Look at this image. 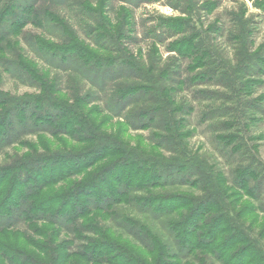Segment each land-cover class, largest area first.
Returning a JSON list of instances; mask_svg holds the SVG:
<instances>
[{
    "label": "trees",
    "instance_id": "obj_1",
    "mask_svg": "<svg viewBox=\"0 0 264 264\" xmlns=\"http://www.w3.org/2000/svg\"><path fill=\"white\" fill-rule=\"evenodd\" d=\"M109 1L0 0V72L34 91L0 90V154L25 149L0 160L1 264H186L202 255L218 264H264V248L235 210L247 200L246 211L264 214V165L244 141L248 125L264 116V96L253 98L264 85V50L240 76L227 74L195 36L187 0H164L186 18L159 20L150 36L168 42L173 55L164 64L152 47L144 68L124 45L136 38L130 9L157 0H118L128 8L117 10L114 23L102 17ZM255 6L264 13V0ZM243 13L229 14L232 45L246 37ZM216 25L210 32L220 35ZM158 62L157 75L150 71ZM204 85L231 95L194 90L214 105L201 118L236 160L225 175L183 145L193 107L184 97L176 102L177 93ZM113 121L147 132L142 144L150 149L104 130ZM29 135L60 146L30 147ZM257 139L263 136L250 140Z\"/></svg>",
    "mask_w": 264,
    "mask_h": 264
},
{
    "label": "rangeland",
    "instance_id": "obj_2",
    "mask_svg": "<svg viewBox=\"0 0 264 264\" xmlns=\"http://www.w3.org/2000/svg\"><path fill=\"white\" fill-rule=\"evenodd\" d=\"M259 1L260 0L185 1V6H188L191 12L190 25L196 30H193L195 36L198 40H201L204 44L210 47L212 55H214L216 61L225 65L224 70L227 74L232 71L237 72L236 75L240 76L241 74L239 72L241 68L245 66L248 59L251 60L252 58L253 61H256V59L262 57L259 55L264 50V48L261 49V46H264V13L255 6V4ZM181 6L184 5L181 4ZM121 7L128 8L126 5H122L118 0H110L109 6L105 8L104 13H102V17H106L105 19H107L111 23L118 21L119 13L117 10ZM178 7H180V4H178ZM205 7L208 8L205 9ZM130 10L133 11V21L136 27V38L129 43L127 42V44L124 43V45H127V49L131 53H133V56L136 55V53H139L136 60L138 59L140 61L141 67L147 68L149 66V63L151 61V54L149 51L150 49H152V47L156 49V55L159 56L162 59V62L165 64V61L168 59L167 57L173 55L166 50L167 46L165 45L168 42L154 44L155 38L150 36V33L155 32L156 30L160 31V28L157 26L159 20H180L186 17L181 15L180 12L175 11L170 6H168L164 0H157L151 3L143 2L140 3L138 7ZM242 11L244 12L242 16L244 18V25H247L246 27H244L246 37L241 41H238L237 44L233 43L232 45L228 42V40H226L227 32L229 31L228 29L230 27L229 14H238ZM240 22L241 21H238V28H242L243 26L242 22ZM71 23L73 25L76 22L74 20H71ZM214 23L217 24V28L220 27V31L222 30L220 32V35L216 34V32H210V27ZM75 28H77L78 33L81 36L78 27L76 26ZM26 29L29 32L41 33L40 29H35L31 26H28ZM156 35L159 34H153V36ZM21 45L23 47L25 46L24 43H21ZM25 49L29 58L36 60V57H34V55L26 48V46ZM37 62L40 66H45V64L41 61ZM163 63H161L162 65H159L158 62V64H156L154 68H151L150 72L158 75L159 70L164 67ZM228 79L229 76H227L224 80L223 87L225 88L228 87ZM244 81V78H239V83H242ZM233 86L236 87V83ZM214 87L221 86L204 85L200 86L199 88H189L190 90H186L184 94L177 93L176 102L178 101L177 97H184L185 100L189 101L191 103V106L193 107V113L187 119L188 128H186L187 130L183 131L187 134L190 132V135L188 134L189 136L185 137L183 140V145L185 146L187 151L191 154L192 157L198 158L199 160L212 167L214 172L222 171L223 175H225L228 173L229 167L231 165H234L236 160L235 158H229V156L227 155L225 156V153L220 150V147H218L213 138L214 133L210 125L208 126V119L203 120L201 118L202 114L214 108V105L207 100H203L197 94H194V90L206 88L208 91L216 90L221 94H226L228 96V90L220 88L214 89ZM166 89L169 93L168 87H166ZM0 90L2 92H7L11 95L16 96L34 93L31 88L22 84L17 79L10 78L3 73H1ZM229 96L231 95L229 94ZM259 96H264V85L260 86L257 89L255 94L253 95V98L258 99ZM222 101L223 100H218L215 103V106L223 104ZM262 108L264 109V105ZM257 117L259 118L260 122H257L254 126L248 125L249 130L244 136V141L246 142L247 147L251 149V151L254 147L253 149L254 151H257L259 161L264 165V116L262 118V116L257 115ZM104 130L113 131L115 133L118 132L117 134L120 135L119 139H121V141L130 143L131 147L135 148L141 144L144 149H150V146L148 147L147 144H142L147 135V132L145 131L125 129L117 121L111 122L109 126ZM261 135L263 136L262 140H250L251 137L256 138ZM24 142H26L30 147L37 146V144H41V142L42 144H47L48 142V144H51L54 147L55 145H57V147L60 146L57 138H52L50 136L39 138L38 135H29L24 138ZM14 148H16V150L18 151H25V149H20L18 148V146H14L13 148L4 147L3 153L0 154V160H4L6 162L5 157L7 156L5 155H9L10 153H12ZM39 151L40 150H38V152ZM183 190H186L185 186H181V188L178 189L179 192ZM193 194L196 196L199 193L193 192ZM248 204L249 202L247 200H239V202L235 205V210L236 212L243 210V216L241 218L239 217L240 222L244 225L245 228H247L246 230L250 232L249 234L251 235V237L258 241L259 246H262L264 248V214L257 212L250 214L245 209V207H248ZM157 228H159V226ZM20 229L22 230L23 228ZM204 263L218 264L213 259L204 257L203 255L198 257L197 259L187 261L186 264Z\"/></svg>",
    "mask_w": 264,
    "mask_h": 264
}]
</instances>
